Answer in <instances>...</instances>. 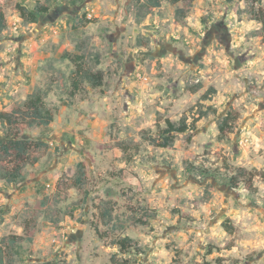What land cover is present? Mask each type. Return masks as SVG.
Instances as JSON below:
<instances>
[{"label":"rangeland","instance_id":"obj_1","mask_svg":"<svg viewBox=\"0 0 264 264\" xmlns=\"http://www.w3.org/2000/svg\"><path fill=\"white\" fill-rule=\"evenodd\" d=\"M143 1L51 0L30 24L16 5L34 1L0 0V112L37 88L56 107L25 131L48 144L25 180H0V264H264V36L251 0L161 2L137 17ZM65 53L102 71L101 87L72 90ZM182 119L172 147L143 139ZM125 237L138 248L123 255Z\"/></svg>","mask_w":264,"mask_h":264},{"label":"trees","instance_id":"obj_2","mask_svg":"<svg viewBox=\"0 0 264 264\" xmlns=\"http://www.w3.org/2000/svg\"><path fill=\"white\" fill-rule=\"evenodd\" d=\"M34 6L31 10L26 9L19 4L16 5L19 18L25 23H36L43 14L48 13L49 3L51 0H31ZM188 2L190 0H144L143 4L138 7L137 17L145 16L149 11L159 8L161 2H167L171 5L179 2ZM226 3H238L244 0H225ZM259 0H251L249 15L251 19L260 24V29L256 32L258 35L264 36V10L254 8V4ZM141 15V16H140ZM6 29V19L3 11L0 9V35ZM62 58L70 61L74 70L72 72V90H78L83 83H87L91 88H99L103 81V72L88 68L83 57L74 54H63ZM211 94L214 93L212 88L209 89ZM47 90L37 88L27 94L23 103L7 112H0V125L3 130V138L0 140V180L7 183H21L25 180L22 169L26 165H34L38 161L37 153L46 149L48 144L41 140H32L25 137V131L29 128L48 127L54 120L56 107L47 105L45 99ZM207 99L206 96L203 97ZM214 113V109L208 107L201 111L199 118L207 116L208 112ZM235 121V116L231 111L218 122L219 137L223 138L229 132L230 125ZM190 129V125L185 120L178 123L165 121V127L158 136L144 135L143 139L156 148L166 149L172 147L175 136L184 134ZM81 164L78 165L76 178L72 187L81 186L84 177V170H81ZM264 177V174H262ZM233 178L230 179V185L234 186ZM104 217H110V211L102 214ZM97 233V229L94 228ZM99 235V234H98ZM119 249L120 254H129L131 249L138 248L130 238L125 237L114 243ZM3 250L0 246V263L2 262Z\"/></svg>","mask_w":264,"mask_h":264},{"label":"built area","instance_id":"obj_3","mask_svg":"<svg viewBox=\"0 0 264 264\" xmlns=\"http://www.w3.org/2000/svg\"><path fill=\"white\" fill-rule=\"evenodd\" d=\"M49 186V185H48Z\"/></svg>","mask_w":264,"mask_h":264}]
</instances>
